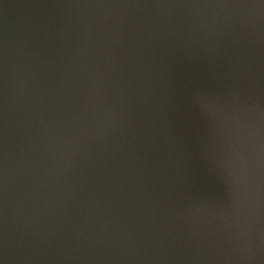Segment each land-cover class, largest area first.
Segmentation results:
<instances>
[{
  "label": "water",
  "instance_id": "1",
  "mask_svg": "<svg viewBox=\"0 0 264 264\" xmlns=\"http://www.w3.org/2000/svg\"><path fill=\"white\" fill-rule=\"evenodd\" d=\"M0 264H264V0H0Z\"/></svg>",
  "mask_w": 264,
  "mask_h": 264
}]
</instances>
